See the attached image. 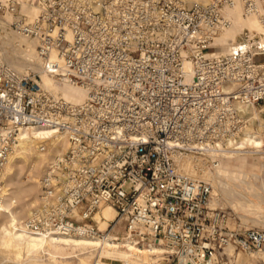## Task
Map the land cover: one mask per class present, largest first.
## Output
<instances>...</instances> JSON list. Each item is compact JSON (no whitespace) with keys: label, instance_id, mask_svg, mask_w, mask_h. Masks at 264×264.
Returning a JSON list of instances; mask_svg holds the SVG:
<instances>
[{"label":"built area","instance_id":"2783aa9c","mask_svg":"<svg viewBox=\"0 0 264 264\" xmlns=\"http://www.w3.org/2000/svg\"><path fill=\"white\" fill-rule=\"evenodd\" d=\"M237 5L264 29V0H0V202L19 131L46 126L69 146L46 167L28 228L102 235L118 224L134 242L163 243L174 264H228L230 250L264 264V229L232 224L211 205L212 182L184 166L238 139L243 108L264 113V33L216 43ZM12 35L85 98L68 102L11 65ZM106 204L115 217L102 231L94 214Z\"/></svg>","mask_w":264,"mask_h":264},{"label":"bare ground","instance_id":"6f19581e","mask_svg":"<svg viewBox=\"0 0 264 264\" xmlns=\"http://www.w3.org/2000/svg\"><path fill=\"white\" fill-rule=\"evenodd\" d=\"M188 1H190V3L195 1H201L204 3L208 2V0ZM231 10H229V14L231 15V20H233V22L229 25L230 28H226L227 30L225 29L226 33L221 34L219 37L220 41H226L230 44L232 41L236 40V34L244 27L264 33V29L257 20L253 18L247 19V17L242 15L241 7L239 5L235 6ZM19 38L24 37L17 35L10 36L9 44H12V48L8 51L7 56L11 57L13 54L15 57H12L19 59V61H24V63L28 65L27 67H31L29 65H32V69L42 71V68H39V66L37 67L35 62V60L38 59L36 55V45L25 40H20ZM51 59H56L55 50H52L51 52ZM44 73L46 75L41 77L42 85L52 90L61 89L64 96L63 98H65L68 102L79 103L85 98L86 91L81 87L67 83L63 78H55L53 74H51L52 77H48L47 73ZM54 78L57 81H55ZM243 111L250 115V120L256 119L253 117L258 116V112H260L255 108H243ZM259 122L263 123L261 119ZM258 127V130H254L252 126L246 127V130L242 134L243 136L240 135L238 139L227 138L224 144L216 142L209 154H219L226 156V158H234L236 155L264 153V138L260 135V129L263 127V124L258 125ZM19 137L18 144L14 151L9 154L2 171L3 192V175L5 167L8 170H11V168L15 166V161L18 160V158L23 160L26 158H32V162L35 161L38 170H40L46 163L50 162L52 156L64 153L69 146L65 134L57 133L53 128L46 126L23 128L19 131ZM41 147L44 148L42 149ZM46 150L47 153H45ZM184 166L186 169L190 170L191 162L186 160L184 162ZM221 168L223 167L214 168V171L215 179L223 191H227V187H231V184L227 180L232 181L233 185H236L237 187L245 186L248 178L247 174L237 173ZM242 176H245V178H242ZM35 190L36 189L34 187L32 189V193H35ZM213 205L215 204L213 203ZM102 206L107 207L103 208L101 212H98L94 216V219L97 222L99 229L104 231L107 229L108 221L114 219L115 211L107 204ZM102 206H100V208ZM243 206L247 207L248 205L245 202ZM256 209L263 212L264 208L258 205V207L256 206ZM2 212L3 207L0 204V216ZM28 213L33 216L34 211L29 208ZM109 232H105L106 235L103 237H97L100 235H92L80 229L73 232L55 229L35 231L27 227V222L24 224L18 223L16 218H12L9 223L0 224V249H6L11 252H19V258H23V255L26 254V256L30 258L28 260H33L34 262L36 261V263L39 262L40 264L44 258L50 259L53 264H68L65 261L73 259H78L79 264H88L92 259L95 260V264H111L110 262H106L104 259H120L124 262H130V264H157L160 260H164L166 255H170L171 253L170 250L161 242H147L139 244L129 238L126 233V237L119 238ZM228 253L231 260L233 252L230 250ZM249 264H258L257 258L250 261Z\"/></svg>","mask_w":264,"mask_h":264},{"label":"rangeland","instance_id":"374dc122","mask_svg":"<svg viewBox=\"0 0 264 264\" xmlns=\"http://www.w3.org/2000/svg\"><path fill=\"white\" fill-rule=\"evenodd\" d=\"M185 2L186 4L190 3V1L188 0H185ZM228 12L230 13V11ZM249 18L252 17H247V19ZM231 22H233V20H231ZM246 28L247 27H244L243 29H241V31L238 30L239 32L236 34L237 38H238V34H240ZM226 30L223 31L222 33L223 34L226 33ZM19 39L35 44V42L32 41L31 39H27V38L26 39L19 38ZM225 42L226 41H220L219 38L217 39L216 42L217 45L219 47L220 46L222 47L220 50L224 51L227 49V46L229 44ZM7 50L9 51L10 48H8ZM8 51L5 54L6 60L15 68H17L18 70L22 69L20 71H25L27 68L30 69L33 68L32 65H29L31 67H27L28 65L25 64L24 61H19V59L17 58L15 59L14 58L15 56L13 54L12 56L14 57L7 56ZM35 62H36V66L37 67L39 66L40 68L41 62L39 58L36 59ZM32 70L34 71L35 75L38 76L41 80H42L41 77L46 75L41 70H35V69ZM47 75L48 77H52V75L49 73H47ZM55 81L57 80L55 79ZM54 91H57L58 94L63 96L61 89ZM258 114H259L258 116L253 117L256 119L249 121V126H252L254 130H258L259 128L258 125L263 124V127H261L260 129L261 131L260 130L259 131L261 133L260 135H262V137L264 138V113L258 112ZM248 117H250V115ZM258 117L261 119V121H263V123L259 122L260 119ZM45 153H47V150ZM56 156L57 155L52 156L50 162L46 163L40 170H38L35 161L32 162V158H26L25 160L18 158V160L15 161L16 162L15 166H13L11 170H8L5 167V171L3 175L4 192H3V198L0 202L1 206L3 207V212L0 216V224L9 223L12 218H16V221L18 223L24 224L28 222L30 218H32V216L29 215L28 213V209L31 208V210L34 211V208L37 207L40 201V196H39L40 179L43 173L45 172L46 167L51 163V161ZM215 157L218 158L219 160V167H223L221 169L247 174L248 178L246 180L245 186L237 187L236 185H233L232 181L227 180L231 184V187H227L226 189L227 191L225 190L223 191L222 188L218 185L217 180L215 179L214 169L208 167L209 163H211V159ZM192 163L190 166L192 168V169L190 168V170L192 171L189 170L192 174L196 172L195 175L200 177H205L208 180L210 179L209 180L210 182L212 180L213 194H212L211 205L213 207H217L218 209L228 212L229 215H231V217L233 218L232 224L236 223L244 227H257L264 229V222H261L264 221V209L263 212L256 209V206L258 207V205L264 208V153H253V154L248 153L244 155H236L234 158H226V156L219 154L197 155V157L192 161ZM242 178H245V176H242ZM34 187L36 190L35 193H32V189ZM240 197L243 199H241ZM245 202L248 205L247 207L243 206ZM213 203L215 205H213ZM105 207L107 206H102L94 214V216L98 212H101ZM109 233L118 236L119 238L126 237L123 225L117 224ZM105 235L106 234L103 233L102 235L97 237H103ZM18 253L19 252H14V251L11 252L9 250L7 251L6 249L5 250L0 249V264H38L39 263V262L36 263V261L34 262L33 260L31 261L28 260L30 258H28L26 254H24L25 256L23 255V258H19ZM232 254L233 257L231 258L228 264H244V263L249 264L250 261H253V259L255 260L256 258L254 255L251 256V254L239 252V251H233ZM170 256L171 255H166V258L164 260H160L157 264H174V261ZM104 260L106 262H110L111 264H130V262H124L120 259L118 260L104 259ZM65 262L68 264H79L78 259L68 260ZM41 264H53V262H51V260L48 258L47 259L44 258ZM88 264H95V260L94 259L90 260Z\"/></svg>","mask_w":264,"mask_h":264}]
</instances>
